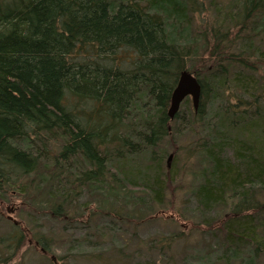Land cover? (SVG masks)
Wrapping results in <instances>:
<instances>
[{
	"label": "trees",
	"instance_id": "trees-1",
	"mask_svg": "<svg viewBox=\"0 0 264 264\" xmlns=\"http://www.w3.org/2000/svg\"><path fill=\"white\" fill-rule=\"evenodd\" d=\"M185 71L200 106L187 98L172 120ZM172 154L193 169L178 175ZM186 177L181 219L219 240L225 264H260L264 0H0V200L72 224L66 242L95 218H159ZM8 240L18 250L22 235Z\"/></svg>",
	"mask_w": 264,
	"mask_h": 264
},
{
	"label": "rangeland",
	"instance_id": "rangeland-1",
	"mask_svg": "<svg viewBox=\"0 0 264 264\" xmlns=\"http://www.w3.org/2000/svg\"><path fill=\"white\" fill-rule=\"evenodd\" d=\"M183 112L187 114L185 108ZM182 140L177 139L178 147ZM179 160H172L170 165L177 167L178 175H183V168L189 170L192 165ZM181 179L172 186L177 191L169 192L168 207L159 212V218L139 227L95 218L90 224L68 226L66 239L69 240L66 242L59 239V233L64 225L72 224L55 223L46 216L29 213L24 201L17 196L9 202L0 200V264H225L227 261L217 259L223 254L219 250V240L209 236L206 228L197 231L181 219L182 214L188 215L192 209L190 196L180 191L182 185H189V180L186 177L183 183ZM87 200L86 195L81 203ZM216 214L212 213L210 217ZM19 233L22 235L21 246L18 250L12 249L8 239L11 234ZM173 235L176 239L171 241ZM36 237L54 239L50 243V253L41 250ZM208 255L211 259H205ZM259 263L264 264V256Z\"/></svg>",
	"mask_w": 264,
	"mask_h": 264
},
{
	"label": "water",
	"instance_id": "water-1",
	"mask_svg": "<svg viewBox=\"0 0 264 264\" xmlns=\"http://www.w3.org/2000/svg\"><path fill=\"white\" fill-rule=\"evenodd\" d=\"M201 93V85L195 75L188 71L183 72L180 76L177 87L172 95L171 106L168 113L170 119L173 120L175 118L176 114L180 109L181 104L187 98H191L194 110L197 113L200 106ZM173 158V154L170 155L168 159L169 167L171 166L170 164Z\"/></svg>",
	"mask_w": 264,
	"mask_h": 264
}]
</instances>
